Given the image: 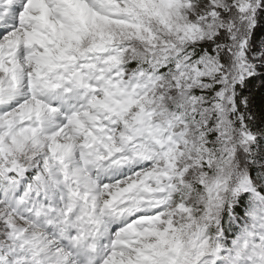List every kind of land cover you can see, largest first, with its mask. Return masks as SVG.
<instances>
[{"label": "clouds", "instance_id": "9594fccd", "mask_svg": "<svg viewBox=\"0 0 264 264\" xmlns=\"http://www.w3.org/2000/svg\"><path fill=\"white\" fill-rule=\"evenodd\" d=\"M0 264H264V0H0Z\"/></svg>", "mask_w": 264, "mask_h": 264}]
</instances>
